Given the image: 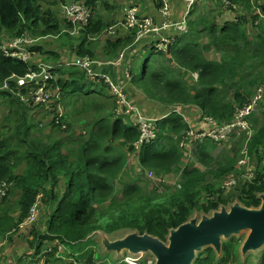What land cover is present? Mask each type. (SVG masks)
Listing matches in <instances>:
<instances>
[{
    "label": "trees",
    "instance_id": "trees-1",
    "mask_svg": "<svg viewBox=\"0 0 264 264\" xmlns=\"http://www.w3.org/2000/svg\"><path fill=\"white\" fill-rule=\"evenodd\" d=\"M65 1L55 2L59 8L44 9L41 0H0V99L7 105L0 119V184L5 183L9 188L0 201V248L7 239L16 244L12 247L16 252L27 248L19 239L23 235L21 231H25L34 237L30 243L35 251L32 264H51L64 242L78 244L97 232L112 238L120 233L137 232L166 242L170 230L187 223L196 214L210 216L236 199L244 207L259 208V196L264 194V120L259 123L253 119L257 130L248 142L251 164L255 165L254 179L248 182L242 178L231 190L221 188L218 182L235 170L237 148L233 150L234 156L226 157L227 153L216 161L208 150L214 143L208 139L195 142L194 158L203 164L205 170H202L184 166L189 151L181 143L191 127L183 116L194 118L203 112L222 124L229 123L236 109L250 102L246 98L251 95L250 89L264 85V76L258 75V70L264 67V0H237L239 5H244L238 22L232 16L233 11L222 6L221 17L228 21L219 24L220 27L201 11L194 17L196 5L191 12L189 35L178 36L168 54L155 50V39L137 43V30L124 29L123 13L119 23L105 20L103 13L115 10L113 6L98 0H78L88 7L91 19L87 26H82L78 43L71 46L72 61L63 62L59 53L43 51L34 45L26 50L27 60L13 57V53L23 54L25 50L10 46L30 33L37 38L63 34L59 14ZM123 1V10L126 6H138L144 17L159 15L161 8L160 0ZM182 2L186 8V2ZM248 13L252 14L251 23ZM249 25L252 34L248 33ZM66 27L73 30L69 21ZM113 27L116 33L109 36L107 31ZM94 39L97 41L93 42ZM212 52L220 57L209 59ZM85 57L109 63L125 57L123 66L127 58L141 59V63L132 67L131 80L125 83V89L133 94L136 88L147 98L144 113H148L146 107L152 103L187 109L174 112L175 108L168 117L164 115L157 121L158 138L140 144L141 135L134 127V117L129 122L128 117L118 114L116 97L105 80L73 65ZM36 58L55 63L52 65L55 80L50 85L55 92L57 89L61 92L63 114L57 111L55 100L35 105L30 90L18 86L17 80L36 72L38 66L33 62ZM187 74L198 75L195 86L181 80ZM126 90L135 107L144 104V100H138L135 105L136 99ZM46 112L53 115L49 124L42 128L34 125L35 117ZM150 113V117L159 116L157 112ZM34 128L45 141L34 135ZM54 132L59 133V138L51 137ZM131 154L140 166L138 170H145L144 174L138 171L140 177L146 176V172H153L157 178L167 176L168 183L177 180L174 189L167 188V192L159 195V188H152L148 194L138 182L131 181L123 183L118 198L116 180L128 171ZM237 171L239 176L243 175ZM38 199L39 218L20 229ZM14 201L18 217L12 215ZM238 246L239 241L234 237L223 243L221 257L208 248L197 255L194 264H237ZM6 255L0 249V264L6 263ZM96 255L97 251L89 248L76 259L96 264ZM54 262L65 264L63 260ZM259 264H264V250Z\"/></svg>",
    "mask_w": 264,
    "mask_h": 264
},
{
    "label": "rangeland",
    "instance_id": "rangeland-1",
    "mask_svg": "<svg viewBox=\"0 0 264 264\" xmlns=\"http://www.w3.org/2000/svg\"><path fill=\"white\" fill-rule=\"evenodd\" d=\"M80 1H82V0H80ZM98 1L101 4H103L105 2V3H107L110 6H113L115 8V10L104 12L102 15L103 18L105 20L116 21L119 23V20H121V18H122L124 1L123 0H98ZM41 2H42V6L44 9L45 8H52V7L59 8V4H55V2H57V0H41ZM143 2H145V0H140V3H143ZM65 3H67V5H65V6H71L72 4H79V5L81 4L78 0H67V1H65ZM65 3H61L60 9H63L65 7L63 5ZM237 4H238V2H237ZM196 5H197V11H196L194 17H196L198 15V12L201 11L202 15L205 18L209 19L212 22H215L218 27H220L219 24H222V23L228 21V18L221 17L222 12L220 11V9L223 5L221 4V2L219 0H209L207 2H205L204 0L203 1L197 0L194 7ZM243 6H244L243 4H240V5L238 4L237 11L232 13V16L237 19V22L239 21L238 16H240V15L243 16V14H241V11L243 10ZM248 14H249L248 22L251 23L252 21L250 19V15H252V14H250V13H248ZM59 15L61 17V18H59V22L62 26V32L61 33H63V34H60L58 36H47V37H43V38H37V37H34L33 35H31V33H30L28 35V37L25 38L28 40V43H24V46L26 44H32L31 46L34 45L35 47H42L43 51L57 52L60 54L61 58L63 57V59H62L63 62H65V61L70 62V61H72V59L70 58L71 53H72L71 52V46L76 45L78 43L77 38L80 37L79 32L82 28L80 25H74L72 21H69L73 25V30L68 29L66 27V24L68 21H66V18L64 16H62V14H59ZM78 15H79V13L76 12L73 16L75 17ZM190 17H191V15H190ZM123 18H124V15H123ZM89 20H90V18H89ZM248 28H249L248 33L252 34L253 29L251 28V25H249ZM124 29L127 30V28L125 26H124ZM66 33L70 34V37L65 36ZM107 33L109 36H114L116 33V27L111 28L110 30L107 31ZM92 41L93 42L97 41V39H94ZM170 48H172V47H170ZM21 49H25V48L21 47ZM219 55L220 54H216L215 52H212L208 55V58L211 60H214V59L220 57ZM146 56H148L147 53H146L145 57ZM124 58L125 57H123L122 60ZM122 60L120 62H116V63L115 62L109 63V62L103 61V60H99V61L94 60L91 62V67L93 69L94 75H96V76H99V75L107 76L111 80L112 83L120 85L123 88V92L127 98V101L131 104V102H130V100H129L126 92H125V90H126L125 89V83H129L130 78H131V75L129 73L130 70L125 72V70L123 69V65L121 64ZM33 62L37 63L35 65H37L38 67H41L42 65H45L47 67H51L52 65H55V63L47 61L46 58H44V60H42L41 58H38V59L36 58L33 60ZM139 63H141V59H136V60H133V63L131 65L133 68H135L137 66V64H139ZM154 63L157 64V59L155 60ZM247 73H249V72H247ZM247 73L244 74L245 77L247 76ZM258 75L264 76V67L260 68L258 70ZM127 76H129L128 82L125 81V78ZM196 77H197L196 75L191 76V75L187 74V75H185V77L183 76L181 78V80L184 83L193 84L195 86V83L197 81ZM133 91L136 92L139 90L134 88ZM259 91H261V98L257 102V105L255 106L254 110L252 111L251 115L245 119L249 125L251 134L248 132H243L239 135L233 134L224 142L214 143V145L211 144L208 147L209 152L212 153L211 155L215 158L216 161L222 160L224 155L227 153H229V154H227L226 157L234 156L235 154L233 153V150H234V148H237L236 151L238 153V159H237V164L235 166V170L233 172H231L230 175H226V177L223 179V181L218 182V186L220 185L221 188L224 187L223 185H225L227 182H231V183H233V186L228 188L229 190H231L234 186H237L240 183V180L242 178L248 182H250L254 179V177L252 179H250L248 177L247 171H246L247 167L241 166V161L246 159V157H248V165L247 166H250L249 154L248 153L246 154L245 151L248 148V142L255 135L256 130H257V126L254 123L253 119H257V121L259 123H263V120H264V85H259L257 87L250 89L251 95L246 96L248 102L249 101L250 102L243 105V106H245V105L252 104V102L254 101L256 96L259 94ZM128 94L134 99V93L131 94L128 92ZM230 95L233 96V92ZM1 102H2V98L0 99V119L4 115V112H6V109H7V105L4 103H1ZM144 104H146V102ZM152 104L153 105L146 107V112H148V113H144L145 112V106L140 105L138 107H133L134 108L133 111H130L129 113H124V115H125V117H128L129 122H131V118L134 117L133 123H134V127H136L137 120H142L144 123L150 124L152 122V120L163 119L162 117H164V115H166L168 117L169 114L167 112H171V110L174 111V109L177 107V106H170V107L166 106V107H164L158 103H152ZM61 107H62V111L60 112L58 110L59 106L57 105V111H59L61 114H63L65 112L64 111V102L61 103ZM182 109L185 110V109H187V107L181 106L179 108H176V110L174 112H176V111L181 112ZM191 111H193V110L191 109ZM150 112H158V114H159L158 118H156V119L151 118L150 116H152V113H150ZM153 115H155V114H153ZM121 116L124 117L123 115H121ZM52 118H53V115L50 112H46L42 116L41 115L36 116L33 124L41 126L40 128H42V127L48 125L49 122L52 120ZM188 121L190 122V120H188ZM216 121L218 123H220L218 120H216ZM220 125H221V123H220ZM45 130H49V127H46ZM33 131H34V135H36L37 138H40L42 141H45L42 139L43 136L41 134L38 135L39 134L38 129L35 130V128H34ZM51 137L59 138V133L54 132L53 134H51ZM240 140H242L243 142ZM237 144H238V147H237ZM195 149H196V147H192L191 149L188 150L189 152H188V155L184 161V163H185L184 166H186L188 168L197 167V168H200L202 170H205V167L202 166L203 164L198 163L194 158V155L197 152V150H195ZM206 149H207V147H206ZM229 149H231V150H229ZM133 157L134 156L132 154L128 157V166H127L128 171L126 173H124L121 176V178L116 180V193L118 194V198H121L120 192L122 191L123 183L131 182V181L138 182V184L148 194H151L152 188H154V190H155V188H159L158 189L159 195L163 194L164 192H167L168 191L167 188L174 189L173 187L177 183V180H174L175 182L168 183L167 176L162 177V178L161 177L157 178V179H159L157 181L156 180H150L153 178L149 179V177L147 178V176H145V175H144V177H142V176L140 177V174L138 171H141L144 174L145 170L144 171L142 169L138 170L140 168V166L136 163V160ZM213 170H216V167H214ZM237 170H239V172H241L243 175L239 176ZM174 176L176 179H179V176H177L175 174H174ZM231 176L232 177L236 176V177L229 179ZM227 178H228V180H227ZM158 181H160V182H158ZM209 181L210 182L213 181L212 177H209ZM160 184H163L164 187ZM165 185H167V186H165ZM169 186H172V187H169ZM171 191H173V190H171ZM236 202H239V201L236 199L232 204L228 205L227 207L229 208L230 206H232ZM11 203L14 205L12 208V215L15 217H18L19 211L17 209V206L15 205V201L11 202ZM39 212H40V209H39ZM29 214H30V212H29ZM41 214H43L42 211H41ZM196 215L202 216L201 213H198ZM39 216H40V214H39ZM28 217H29V215H28ZM21 232L23 235L20 234L21 237H19V239L21 240V243L24 246H26L27 248L20 249L16 252L15 249L12 250V247H16V244L13 241H10L7 239L6 243L3 244V246H1V248H0L3 250L4 253L7 254L6 255L7 261L5 264H10L9 263L10 259L12 262L11 264H21L22 261L23 262L25 261L24 264H32V262L35 260V258L33 257V255L35 254V251L30 246V243L34 241V237L30 234H27L25 231H21ZM99 233H101V232H97L93 236H91L90 237L91 240H90V238H88V239H86V240H84L78 244L64 242L65 245H60V247L64 250V254H66V255L71 254V255H74L76 257L81 256L87 249L94 248L95 251H97V255L95 256L96 264H122L121 262H122L123 256L127 255L128 253L126 252L123 255L118 256L115 252H107L102 247L101 236L99 235ZM31 234H32V232H31ZM125 235L126 234H124V233H120V234H117L113 238L112 237H109V238L111 240H116V239L122 238ZM248 235H249V233L245 232L240 237L237 238V240L239 241V246H238V255H239L238 259H239V261L237 264H259V262L262 259V251L264 249H262L260 252L258 251L257 253H255V252L249 253L246 258L242 257L240 250H241V247L244 244L245 240L247 239ZM2 238H4V237H2ZM114 238H116V239H114ZM19 239L17 240L18 244H20ZM92 241L95 243V246H94V243H91ZM67 244H70V245H67ZM55 255L56 254H54V256ZM56 260H57V258L55 257V259L53 260V262H51V264H55L54 261H56Z\"/></svg>",
    "mask_w": 264,
    "mask_h": 264
},
{
    "label": "built area",
    "instance_id": "built-area-1",
    "mask_svg": "<svg viewBox=\"0 0 264 264\" xmlns=\"http://www.w3.org/2000/svg\"><path fill=\"white\" fill-rule=\"evenodd\" d=\"M187 4L182 16L179 18L177 22L171 21L173 16L172 10V2L171 0H160L161 8L159 9V15L163 19L162 23L159 25L155 22L153 17H142L141 16V8L138 6H126L123 10V14L125 17V21L123 25L128 29L137 30L136 42L140 43L144 40H152L154 41V48L158 53L168 54L170 52V47L173 46L175 39L171 37L170 33H174L179 37H184L189 35L190 27V15L192 12V8L196 4L197 0H184ZM221 4L228 8L230 11H237V0H219ZM64 6L67 3L63 4ZM62 10V16L66 18L67 21H72L74 25L87 26L91 19V12L84 4H72L71 6H65ZM76 12L79 13L78 16H73ZM88 15V16H87ZM170 32V33H169ZM26 36L25 38H27ZM28 43L27 39H19L15 41L10 47L11 49L17 50L19 46L25 48L21 50L23 54L13 53L12 56L16 58H23L27 60L29 55H26V50H29V46L32 44ZM94 61L89 57H85L83 59H79L73 65L75 67H79L88 72L90 76H96L93 73V69L91 67V62ZM117 62H120L117 61ZM116 63V62H115ZM118 64V63H117ZM69 65V64H68ZM53 67H47L42 65L35 69L36 72L29 74L25 79L17 80L18 86L24 89L30 90L31 101L35 105H46L53 100L58 102L59 111H62L61 102L62 96L59 89L57 92L51 89L50 83L55 80V77L52 73ZM131 75V74H130ZM197 74H194V76ZM106 83L109 84L110 89L113 92V95L116 97L118 109V114L124 115V113H129L133 111L135 107L133 103L131 104L127 101L126 96L124 95L123 88L120 85L112 83L111 80L107 76L99 75ZM129 78V76H127ZM131 80V78H130ZM50 85V87H49ZM4 88H8V84L4 85ZM261 98V91L256 96L252 104L245 105L242 107H238L235 111L234 119L226 124L220 125L213 117L207 116L205 113L200 112L194 118H188L187 116H183V119L186 124L191 125L190 129L187 131L186 138L182 141L181 146L185 148V150H189L192 147H195V142L203 143L204 140L208 139V141L212 143H221L227 140L233 134H241L243 132L250 133V128L248 123L246 122V118L249 117L254 110L257 102ZM190 120V122L188 121ZM158 120H152L150 124L144 123L142 120H137L136 128L140 132V144H146L154 141L158 138ZM139 123V124H138ZM140 125V126H139ZM251 134V133H250ZM245 153L249 154L248 148ZM250 158V156H249ZM248 165V157L241 161V166L247 167V175L250 179L255 176V168L251 164L250 158V166ZM147 178H153L150 180H159L157 176L153 174V172H146ZM233 186V183L227 182L224 185V188L229 190ZM9 192V188L5 183L0 184V201L6 197ZM39 199L36 204L31 208L28 219L20 225V229H25L29 225L34 224L39 218ZM71 255V254H70ZM58 261L63 260L65 264H85L83 262L78 261L76 256L71 255L67 256L64 254V250L61 247H58V251L55 255ZM155 258L146 254L141 257H134L129 253L124 255L122 258V264H155Z\"/></svg>",
    "mask_w": 264,
    "mask_h": 264
},
{
    "label": "water",
    "instance_id": "water-1",
    "mask_svg": "<svg viewBox=\"0 0 264 264\" xmlns=\"http://www.w3.org/2000/svg\"><path fill=\"white\" fill-rule=\"evenodd\" d=\"M259 208H247L236 202L222 206L210 216H194L177 229L170 230L166 242L149 234L128 233L120 239L111 240L101 236L102 247L118 256L129 253L134 257L152 255L155 264H194L197 255L212 248L218 257L222 256L223 243L243 233L249 235L241 247V255L264 249V194L259 196Z\"/></svg>",
    "mask_w": 264,
    "mask_h": 264
},
{
    "label": "crops",
    "instance_id": "crops-1",
    "mask_svg": "<svg viewBox=\"0 0 264 264\" xmlns=\"http://www.w3.org/2000/svg\"><path fill=\"white\" fill-rule=\"evenodd\" d=\"M172 10H173V16H172V18H171V21H173V22H177L178 20H179V18L182 16V14H183V12H184V10H185V6H184V4H183V2H182V0H173V2H172ZM142 17H144L143 16V14L141 15ZM146 17V16H145ZM149 17V16H148ZM150 17H153L154 19H155V22L157 23V24H161L162 23V21H163V19L161 18V16L160 15H157V14H154V15H152V16H150ZM170 33V32H169ZM170 35H171V37H173L174 39H175V41H176V39L177 38H179L176 34H174V33H170ZM150 41V40H149ZM175 43V42H174ZM126 60H128L127 61V63H126V65H124L123 66V69L125 70V72L126 71H131V69H132V63H133V61H132V58H127ZM130 71H129V73H130ZM132 72V71H131ZM126 80H128V77H126L125 78V81ZM128 82V81H127ZM134 98L136 99L135 101H136V103L138 102V100H144L145 102H146V104L148 103L147 101H146V97L142 94V92H140V91H136V92H134ZM144 102V103H145ZM146 104H143V106H145ZM135 105H138V103L137 104H135ZM151 105H153V104H151ZM176 110V109H175ZM158 113V112H157ZM167 113H169V112H167ZM151 118H158L157 116H155V117H151Z\"/></svg>",
    "mask_w": 264,
    "mask_h": 264
},
{
    "label": "bare ground",
    "instance_id": "bare-ground-1",
    "mask_svg": "<svg viewBox=\"0 0 264 264\" xmlns=\"http://www.w3.org/2000/svg\"><path fill=\"white\" fill-rule=\"evenodd\" d=\"M181 40V39H180ZM35 56V55H34Z\"/></svg>",
    "mask_w": 264,
    "mask_h": 264
}]
</instances>
